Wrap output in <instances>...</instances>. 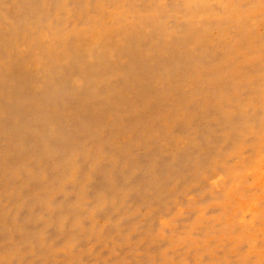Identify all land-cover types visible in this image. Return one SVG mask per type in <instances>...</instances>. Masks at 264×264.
Instances as JSON below:
<instances>
[{
  "label": "rangeland",
  "instance_id": "obj_1",
  "mask_svg": "<svg viewBox=\"0 0 264 264\" xmlns=\"http://www.w3.org/2000/svg\"><path fill=\"white\" fill-rule=\"evenodd\" d=\"M0 264H264V0H0Z\"/></svg>",
  "mask_w": 264,
  "mask_h": 264
}]
</instances>
